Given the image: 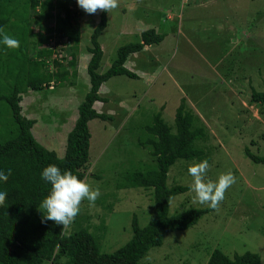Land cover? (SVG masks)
Segmentation results:
<instances>
[{
    "label": "rangeland",
    "instance_id": "1",
    "mask_svg": "<svg viewBox=\"0 0 264 264\" xmlns=\"http://www.w3.org/2000/svg\"><path fill=\"white\" fill-rule=\"evenodd\" d=\"M24 2L10 0L0 16L13 13L10 20L19 24L21 31L26 19L30 18L32 24V13ZM179 2L117 0V7L106 12L108 26L99 37V74L110 67L118 48L138 41L140 34L156 26L158 21L171 29L181 23L182 40L169 32L159 45L128 58L126 66L136 79L118 76L101 84L98 95L103 100L95 102L93 109L110 119L92 120L88 124L90 167L83 180L100 194L90 208L86 207L89 201L82 199V210L75 222L66 226V232L71 234L87 226L98 229L101 223L105 235L100 251L112 253L131 239L133 216L141 228L148 223L152 191L126 188L125 180L132 172L153 165L149 149L140 147L145 139L143 128L158 112L167 125L173 126L181 97L205 125L206 139L197 142L202 148L201 160L177 161L169 169V185L189 188L186 193L171 198L169 214L183 208L208 207L194 199L192 178L187 172L190 164L207 160L206 181H214L218 175L230 172L234 183L225 190L223 199L212 212L185 231L167 234L162 245L151 249L140 264H206L214 250L229 258L253 253L259 256L260 264H264V166L244 156L247 149L251 155L264 158V115L259 114L258 106L247 104L250 89L255 88L256 92L264 89V0H227L213 8L224 14L229 5L239 16L238 23L226 26L227 31L225 25L222 26L221 40L217 39L219 32L207 23L208 19H203L202 12L190 4H182V22L179 17L175 22L166 21L170 9L178 11L175 7ZM170 6L174 8H168ZM70 7L80 10V39L72 84L53 86L52 90H26L20 94L19 104L21 115L34 121L30 130L33 139L54 151L58 158L63 157L65 139L73 128L77 108L89 91L87 48L101 14L99 9L94 14L85 13L76 0ZM41 20L38 18L32 25ZM49 25L53 26L52 20ZM40 28L35 26L32 31L46 34V28ZM193 31L190 39L186 32ZM160 34L164 35L163 31ZM227 35L238 37L229 44ZM16 37L22 39L18 33ZM183 39L189 41L192 49L183 44ZM44 47L54 51L53 59L68 58L69 45L57 42L54 37ZM155 49L161 52L155 55ZM166 75L176 82V89ZM162 82L164 91L160 90ZM2 114L0 112V117Z\"/></svg>",
    "mask_w": 264,
    "mask_h": 264
},
{
    "label": "trees",
    "instance_id": "2",
    "mask_svg": "<svg viewBox=\"0 0 264 264\" xmlns=\"http://www.w3.org/2000/svg\"><path fill=\"white\" fill-rule=\"evenodd\" d=\"M8 2L10 0H0V16L5 13ZM73 3L74 0H25L24 6L32 13L31 23L34 25L35 20L42 18L35 26L46 28L44 35L32 31L35 26L29 23V17L23 31L18 28L19 24H13L10 20L13 13L0 17V30L19 41L16 48L0 45V112L3 113L0 117V170H11L7 182L0 183V190L7 193L5 200L0 203V264H140L151 249L162 245L167 234L193 227L203 215L215 209L209 206L183 208L180 212L169 214L171 198L189 190L188 187L167 183L169 169L177 161L201 160L202 148L197 142L206 139L205 125L197 119L186 100L181 99L173 126L167 125L158 112L152 116L149 125L143 128L145 139L140 147L149 149V156L154 163L129 174L125 187L151 190L152 209L148 223L142 228L132 217V236L125 245L112 253H102L100 245L104 243L105 235L103 224L99 223L98 229L87 226L86 229H77L69 234L66 227L43 219L39 204L47 194L49 185L41 180V170L54 164L61 171H70L78 179L84 180L90 167L88 124L92 120L110 119L93 109L95 102L103 100L98 95L101 84L118 76L136 79L137 76L125 68L127 59L132 54L142 52L145 46L158 45L164 38V35L153 29L143 31L138 41L118 48L110 67L99 74V37L108 26L106 11L101 10L87 48L90 54L87 64L89 91L77 108L73 128L65 139L63 157L58 158L54 151L42 147L33 139L30 130L34 121L21 115L19 104L20 94L26 90H49L51 84H72L80 39V12L69 8ZM223 15L226 17L225 11ZM215 19L211 18V21ZM229 19L232 21L231 17ZM50 20L53 22L52 27L49 25ZM229 24L234 23L229 21ZM17 33L22 39L16 37ZM51 37L69 45L67 59L60 61L52 58L54 51L44 47ZM233 37L227 35L229 43ZM255 90L250 89L247 104L258 106L259 114L264 115V89L260 92ZM244 156L252 163L264 166V158L251 155L247 149ZM93 178L97 176L93 175ZM81 202L84 205L83 200ZM90 205L93 204L88 203L86 207L90 208ZM206 264H260V259L249 252L229 258L214 250Z\"/></svg>",
    "mask_w": 264,
    "mask_h": 264
},
{
    "label": "clouds",
    "instance_id": "3",
    "mask_svg": "<svg viewBox=\"0 0 264 264\" xmlns=\"http://www.w3.org/2000/svg\"><path fill=\"white\" fill-rule=\"evenodd\" d=\"M74 4V3H73ZM76 4L87 14H94L98 9L108 11L117 7V0H76ZM71 8V7H69ZM80 12V10H79ZM0 45L7 48H16L19 41L0 30ZM53 89V84H51ZM208 168L207 160L193 163L188 166L187 172L191 176V191L195 201L200 204H208L215 208L223 199L224 192L234 183V177L229 172L220 174L213 180H205V172ZM11 170H0V183L7 182ZM40 178L49 185L47 194L42 198L39 208L42 210L43 219L53 221L57 225L66 227L79 212L80 202L86 199L93 204L99 196L98 189H91L83 180L70 171H61L54 164H49L40 172ZM7 196L5 191L0 190V203Z\"/></svg>",
    "mask_w": 264,
    "mask_h": 264
},
{
    "label": "crops",
    "instance_id": "4",
    "mask_svg": "<svg viewBox=\"0 0 264 264\" xmlns=\"http://www.w3.org/2000/svg\"><path fill=\"white\" fill-rule=\"evenodd\" d=\"M222 1H227V0H180V2H179V4L175 7V8H178V11L175 13V10L174 9H170L169 11H168V13L170 14V15H167L166 16V21H171V22H175V19L176 18H178L179 17V19L181 20V22H182V14H181V9H182V4H190V5H192L193 7H195L196 8V10L197 11H199V12H202V17H203V19H208V21H207V23L208 22H210V23H208V24H210V26H211V28H213V29H215V30H217V32H219V37L217 38V39H219L220 37L222 38L223 36H224V34H222V33H220V32H222V26L223 25H225V27L227 26L228 28H229V26H230V24L228 23L229 21L231 22V23H238V19H239V16L237 15V13L235 12H232L231 11V9H230V7H229V5H228V8H227V10L225 11V16L226 17H224V15H223V13L222 12H218L219 10H217V11H214L213 10V8H215V7H217ZM215 3H218V4H216L215 5ZM228 4H229V2H228ZM184 7V6H183ZM168 8H174V7H172V6H170V7H168ZM175 14H176V16H175ZM217 14V15H216ZM161 18L163 17V16H160ZM229 17H231L232 18V21L229 19ZM211 18H217V19H215L214 20V22H212L211 21ZM179 19H177V20H179ZM212 23H213V25H212ZM217 23V25H215ZM166 23H163V22H160V21H158V23H157V25L156 26H154V27H150V28H148V30L149 29H153L156 33H158V34H160L161 33V31H163V33H164V38L165 37H167L168 36V33L170 32V34L171 35H173L174 37H175V35L177 34L178 36L177 37H175V38H178L179 37V39H181L182 40V28H181V23L178 25V24H176V28H172L171 29V27H164V25H165ZM226 27V31H227V28ZM161 29V30H160ZM230 30H232V27H230ZM186 31V30H185ZM193 33H194V31L193 32H186V35L191 39V36L193 35ZM245 34V33H244ZM238 37V36H237ZM236 36H234L232 39H231V41L232 40H234V39H236L237 38ZM164 38H163V40H164ZM162 40V41H163ZM221 40V39H220ZM161 41V42H162ZM177 41V40H176ZM183 41H184V43L183 44H186V45H188L191 49H192V45H190V43H189V41H187V39H183ZM160 42V43H161ZM159 43V44H160ZM179 43V42H178ZM158 44V45H159ZM229 44H231V42L229 43ZM157 46V45H156ZM234 46H236L237 47V44H235ZM152 46H145L144 47V49H143V51H145V52H147L148 50V48L150 49ZM147 48V49H146ZM155 51H156V54L155 55H157V54H159V52H161L160 50H158V49H155ZM145 52H143V53H145ZM142 53V54H143ZM131 57V56H130ZM157 59V58H156ZM128 60V59H127ZM127 65V61H126V63H125V68L129 71L130 69L126 66ZM163 71H164V69H163ZM158 76V75H157ZM156 76V77H157ZM156 77L155 78H153V80H155L156 79ZM166 77L169 79V83L171 84V86L173 87V88H175V87H177L178 85L176 84V82L175 81H173V80H171L167 75H166ZM158 81V80H157ZM161 81H163V78L161 79V80H159V83L161 82ZM161 88H160V90L161 91H164V88H165V86H164V84H163V82L161 83V86H160ZM176 89V88H175ZM181 99H184V98H179V101H181ZM186 100V99H185ZM178 101V102H179Z\"/></svg>",
    "mask_w": 264,
    "mask_h": 264
},
{
    "label": "built area",
    "instance_id": "5",
    "mask_svg": "<svg viewBox=\"0 0 264 264\" xmlns=\"http://www.w3.org/2000/svg\"><path fill=\"white\" fill-rule=\"evenodd\" d=\"M52 88V86H50V89Z\"/></svg>",
    "mask_w": 264,
    "mask_h": 264
}]
</instances>
